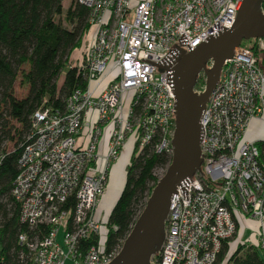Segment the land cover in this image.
<instances>
[{
  "label": "built area",
  "instance_id": "1",
  "mask_svg": "<svg viewBox=\"0 0 264 264\" xmlns=\"http://www.w3.org/2000/svg\"><path fill=\"white\" fill-rule=\"evenodd\" d=\"M77 2L90 10L91 30L84 36H93L86 49L80 45L75 51L78 61L69 67L78 69L87 87L72 92L63 110L42 106L32 115L12 189L20 222L29 229L18 237L20 264L114 259L120 249L106 248L112 208L100 209L114 164L129 141L133 153L154 144L156 153L173 154L176 98L171 72L159 66L172 63L179 48L189 52L232 27L242 5V0ZM254 47L264 52V38L241 43L222 67L201 119V169L173 194L165 241L153 264H216L224 242L237 236L238 214L263 226L258 142L264 140L246 138L254 119L264 122V68ZM201 76L197 92L205 89ZM244 244L264 253V231Z\"/></svg>",
  "mask_w": 264,
  "mask_h": 264
},
{
  "label": "trees",
  "instance_id": "2",
  "mask_svg": "<svg viewBox=\"0 0 264 264\" xmlns=\"http://www.w3.org/2000/svg\"><path fill=\"white\" fill-rule=\"evenodd\" d=\"M89 12L77 1L65 9L63 0H0V264H20L18 237L23 231L29 232L20 222L21 206L12 189L32 115L42 106L63 110L72 92L87 87L83 75L76 67H69V61L90 27ZM254 48L264 68V52ZM25 66L28 70H24ZM19 73L22 84L28 87L23 98L14 95ZM3 110L10 120L4 117ZM12 120L19 127L10 126ZM4 140L14 142L13 150L2 147ZM153 145L131 156L123 190L109 217L108 251L120 249L130 233L159 180L154 175L155 168H167L171 162L166 154L156 153ZM258 147L264 163V142H258ZM228 254L229 242H224L216 264H264V253L254 245L240 244L226 261Z\"/></svg>",
  "mask_w": 264,
  "mask_h": 264
},
{
  "label": "water",
  "instance_id": "3",
  "mask_svg": "<svg viewBox=\"0 0 264 264\" xmlns=\"http://www.w3.org/2000/svg\"><path fill=\"white\" fill-rule=\"evenodd\" d=\"M263 3L264 0H242L232 27L210 36L189 52L179 48L172 63L159 66L160 71L171 72L169 79L176 98L171 162L109 264H153L152 258L161 251L172 196L184 179L201 169V119L210 94L235 49L245 40L264 38ZM202 74L206 76L205 89L197 92L195 88Z\"/></svg>",
  "mask_w": 264,
  "mask_h": 264
},
{
  "label": "rangeland",
  "instance_id": "4",
  "mask_svg": "<svg viewBox=\"0 0 264 264\" xmlns=\"http://www.w3.org/2000/svg\"><path fill=\"white\" fill-rule=\"evenodd\" d=\"M73 1H77V0H63V6H64V8L66 9V8H68L69 6H70V4L73 2ZM91 29H89V31H90ZM92 32V31H91ZM90 32V33H91ZM85 35V34H84ZM92 36H93V33H92V35L90 36V37H88V38H86V36H83V38H82V42H81V46H84L83 47V49H86V47H87V45L90 43V41H91V39H92ZM254 42V39H250V40H245V41H243L242 42V44L243 45H251L252 43ZM77 50H80V47H77V48H75L74 50H73V52H72V54H74V55H72L71 56V58H70V61H69V63H76L77 61H78V57H79V53L77 54L75 51H77ZM85 51V50H84ZM83 51V52H84ZM83 52H81V55L83 54ZM28 66H25L24 67V70H28ZM65 71H66V69H64L63 70V72H62V75H61V77H60V79L58 80V84L59 85H61L62 84V81H63V76H64V74H65ZM201 81H200V84L198 85V87L199 86H201L202 84H203V82H204V77L203 76H200V78H199ZM27 93H28V87L27 86H25V85H23L22 84V78H21V74L19 73V76H18V78H17V80H16V82H15V84H14V95L17 97V98H23V97H25L26 95H27ZM3 114H4V117H6L8 120H10L9 119V116L6 114V111L5 110H3ZM10 126H12V127H19V124L16 122V121H14V120H12V121H10ZM252 129H253V131H252ZM251 129V131H250V135L252 136L253 134H255V130H254V128H252ZM12 132H14L13 130H12ZM253 137V136H252ZM2 147L3 148H6L7 150H13V148H14V142H11V141H9V140H4L3 141V143H2ZM116 164V163H115ZM114 164V166H113V170H114V168L116 167V165ZM166 169L167 168H164V167H162V166H158V167H156L155 168V170H154V175L157 177V178H161L164 174H165V172H166ZM118 177H119V180H118V184H117V186H116V184H113V182H112V186H110V184H109V187H108V189H107V192H106V195H105V197H104V202H103V205H105L104 207L102 206H100V209L102 210V211H104V212H109L110 210H111V208L113 207V205H114V203H115V201L117 200V198H118V196H119V194H120V192H121V190H122V188H123V186H124V183H125V178H126V176L124 175H122L121 173H119L118 174ZM153 183H151L150 185H152ZM111 188H115L116 190H117V195H115V197H114V199L115 200H113V201H108V195H109V193H110V189ZM140 206H138V208H139ZM255 222H250L249 220H248V223H246L248 226L247 227H249L250 229H252L253 231H255V234H257V235H259L260 233H261V231L263 230L264 231V229H262L261 228V224H260V222L259 221H257V220H254ZM61 237H62V231H61V233H60V235H59V241L61 240ZM235 239V238H234ZM233 239V240H234Z\"/></svg>",
  "mask_w": 264,
  "mask_h": 264
},
{
  "label": "crops",
  "instance_id": "5",
  "mask_svg": "<svg viewBox=\"0 0 264 264\" xmlns=\"http://www.w3.org/2000/svg\"><path fill=\"white\" fill-rule=\"evenodd\" d=\"M139 0H133V4L135 5ZM254 128L255 134L250 135L251 129ZM253 131V129H252ZM110 127H107L105 134V142L107 143L109 139ZM246 138L249 140H264V122L261 119H254L251 122L250 128L246 135ZM133 155V143L129 141L124 147L119 161L115 164L116 167L112 170V175L110 179V186L113 184H118V174L121 173L123 176H126V168L130 163L131 156ZM248 220L250 222H255L253 219L247 218L241 214H238V232L237 236L234 240H232L229 244V253L234 252L240 244H244L245 242H256L259 238V235L255 234V231L247 227ZM264 229V223L262 226Z\"/></svg>",
  "mask_w": 264,
  "mask_h": 264
},
{
  "label": "bare ground",
  "instance_id": "6",
  "mask_svg": "<svg viewBox=\"0 0 264 264\" xmlns=\"http://www.w3.org/2000/svg\"><path fill=\"white\" fill-rule=\"evenodd\" d=\"M116 193H117V190H116L115 188H111V189H110V193H109V195H108V198H109L108 201H109V200H110V201L115 200L116 198L114 199V197H115V195H117Z\"/></svg>",
  "mask_w": 264,
  "mask_h": 264
}]
</instances>
